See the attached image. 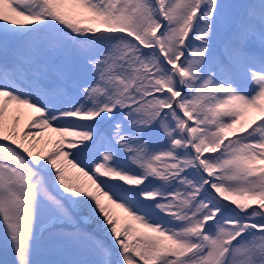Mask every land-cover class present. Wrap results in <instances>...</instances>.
I'll list each match as a JSON object with an SVG mask.
<instances>
[{"label": "snow or ice", "instance_id": "snow-or-ice-1", "mask_svg": "<svg viewBox=\"0 0 264 264\" xmlns=\"http://www.w3.org/2000/svg\"><path fill=\"white\" fill-rule=\"evenodd\" d=\"M0 227L16 264H264V0H0Z\"/></svg>", "mask_w": 264, "mask_h": 264}, {"label": "rangeland", "instance_id": "rangeland-1", "mask_svg": "<svg viewBox=\"0 0 264 264\" xmlns=\"http://www.w3.org/2000/svg\"><path fill=\"white\" fill-rule=\"evenodd\" d=\"M255 115L256 113L254 111L249 110L250 119ZM47 138L52 137L51 135H45V139ZM113 211L116 214L119 213L118 209L114 208ZM118 215L123 216L124 214ZM40 234V232H37L36 237L32 241L30 256L33 259L32 264H56L57 261L64 259L65 256L60 249L59 241L54 240L50 232L45 234L44 238H41ZM0 264H16L11 242L8 240L2 227H0Z\"/></svg>", "mask_w": 264, "mask_h": 264}, {"label": "bare ground", "instance_id": "bare-ground-1", "mask_svg": "<svg viewBox=\"0 0 264 264\" xmlns=\"http://www.w3.org/2000/svg\"><path fill=\"white\" fill-rule=\"evenodd\" d=\"M73 173H75V170H73V169H69V175H72ZM81 181H84V182H86V178H84V177H80L79 178ZM102 199V198H101Z\"/></svg>", "mask_w": 264, "mask_h": 264}]
</instances>
